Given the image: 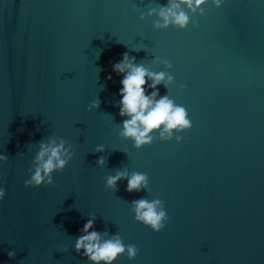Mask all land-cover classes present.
<instances>
[{
	"label": "water",
	"instance_id": "water-1",
	"mask_svg": "<svg viewBox=\"0 0 264 264\" xmlns=\"http://www.w3.org/2000/svg\"><path fill=\"white\" fill-rule=\"evenodd\" d=\"M168 3L0 0V264H92L75 248L89 219L138 249L114 264H264V0H207L184 8L186 27H158ZM124 54L171 77L157 98L189 128L142 146L121 135ZM60 140L72 158L26 186L41 144ZM119 172L147 186L108 187ZM138 199L162 202L163 230L136 219Z\"/></svg>",
	"mask_w": 264,
	"mask_h": 264
},
{
	"label": "clouds",
	"instance_id": "clouds-1",
	"mask_svg": "<svg viewBox=\"0 0 264 264\" xmlns=\"http://www.w3.org/2000/svg\"><path fill=\"white\" fill-rule=\"evenodd\" d=\"M207 0H169L167 6H162L158 15L161 21L158 27H167L173 24L184 28L188 25L190 17L184 8L192 12L198 9L203 10V5ZM217 7H220L224 0H213ZM114 71L122 74L120 81V115L127 117L123 122L121 135L130 138L137 146L150 143L151 133L162 128L160 135L164 137L172 136L173 130H184L191 126L187 112L183 106L176 105L168 96H159L157 85L166 79L171 80L164 72H152L141 64L135 63V58H130L124 54L123 59L113 65ZM111 77H109L110 79ZM151 80L149 85L148 81ZM146 87H151L153 91L146 93ZM93 107H98V101L93 102ZM97 151H103L102 146H98ZM72 158L70 148L65 147L63 140L52 141L48 144H41L40 151L36 155L37 166L27 180L26 186H40L44 183H52V173L62 170ZM4 157L0 155V160ZM98 163H104V157H100ZM127 178L128 191H139L147 186V177L143 173H133L127 176L124 172L117 173L107 179V186L115 188L117 182ZM6 193L0 188V201ZM136 219L145 225L159 232L165 228V223L169 219L167 211L159 199L146 200L138 199L133 201ZM83 234L76 239L75 248L92 262V264H114L115 260L125 252L130 259H134L138 249L134 245H124L119 236L104 239L99 232L94 229V219L87 220L83 225ZM9 258H15V250H9Z\"/></svg>",
	"mask_w": 264,
	"mask_h": 264
}]
</instances>
